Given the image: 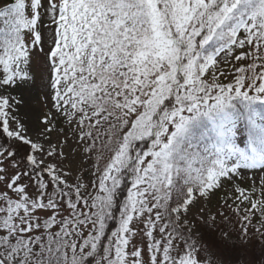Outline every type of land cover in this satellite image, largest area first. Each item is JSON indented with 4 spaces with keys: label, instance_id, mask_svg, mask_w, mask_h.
<instances>
[{
    "label": "snow or ice",
    "instance_id": "snow-or-ice-1",
    "mask_svg": "<svg viewBox=\"0 0 264 264\" xmlns=\"http://www.w3.org/2000/svg\"><path fill=\"white\" fill-rule=\"evenodd\" d=\"M0 264H264V0H0Z\"/></svg>",
    "mask_w": 264,
    "mask_h": 264
},
{
    "label": "rangeland",
    "instance_id": "rangeland-1",
    "mask_svg": "<svg viewBox=\"0 0 264 264\" xmlns=\"http://www.w3.org/2000/svg\"><path fill=\"white\" fill-rule=\"evenodd\" d=\"M249 175L251 176V173H249ZM129 180H130V178H129ZM122 188H123V191H122V195H121V200L126 196V194H127V188H126V186H122ZM117 215H118V213H117ZM115 227H116V224L113 222V223H110V225H109V232L111 231V230H114L115 229Z\"/></svg>",
    "mask_w": 264,
    "mask_h": 264
}]
</instances>
